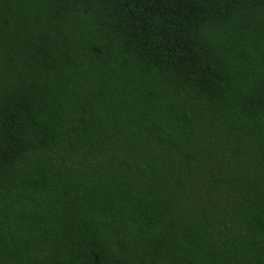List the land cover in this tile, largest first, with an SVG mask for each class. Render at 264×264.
<instances>
[{
    "label": "trees",
    "instance_id": "trees-1",
    "mask_svg": "<svg viewBox=\"0 0 264 264\" xmlns=\"http://www.w3.org/2000/svg\"><path fill=\"white\" fill-rule=\"evenodd\" d=\"M0 264H264V0H0Z\"/></svg>",
    "mask_w": 264,
    "mask_h": 264
}]
</instances>
